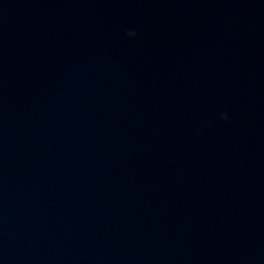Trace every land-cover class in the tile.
I'll return each instance as SVG.
<instances>
[{"label":"water","instance_id":"1","mask_svg":"<svg viewBox=\"0 0 264 264\" xmlns=\"http://www.w3.org/2000/svg\"><path fill=\"white\" fill-rule=\"evenodd\" d=\"M0 264H264V0H0Z\"/></svg>","mask_w":264,"mask_h":264},{"label":"clouds","instance_id":"2","mask_svg":"<svg viewBox=\"0 0 264 264\" xmlns=\"http://www.w3.org/2000/svg\"><path fill=\"white\" fill-rule=\"evenodd\" d=\"M128 34H129V35H135V33H134V32H129Z\"/></svg>","mask_w":264,"mask_h":264}]
</instances>
